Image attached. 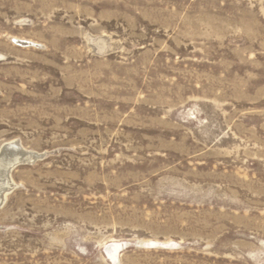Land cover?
<instances>
[{
  "label": "rangeland",
  "instance_id": "374dc122",
  "mask_svg": "<svg viewBox=\"0 0 264 264\" xmlns=\"http://www.w3.org/2000/svg\"><path fill=\"white\" fill-rule=\"evenodd\" d=\"M14 150L0 264H264V0H0Z\"/></svg>",
  "mask_w": 264,
  "mask_h": 264
},
{
  "label": "bare ground",
  "instance_id": "6f19581e",
  "mask_svg": "<svg viewBox=\"0 0 264 264\" xmlns=\"http://www.w3.org/2000/svg\"><path fill=\"white\" fill-rule=\"evenodd\" d=\"M11 142L13 141H10V144ZM19 142V141H18ZM9 143V142H7ZM16 143V142H15ZM6 144V143H5ZM5 146V145H4ZM15 148V147H14ZM12 149V148H11ZM24 149V148H23ZM5 150V149H4ZM2 151V150H1ZM26 151V150H25ZM3 152V151H2ZM1 152V153H2ZM14 154L10 155L7 159V161H5L4 163H1L0 164V204L3 202V199H5V195H6V191L7 189L13 184L12 180L9 179L10 178V169L14 166V163L18 160H27L29 158H33L34 157V154L33 155H30V154H26L24 153L23 151H16L14 150ZM28 152V151H27ZM31 152V151H30ZM34 152V151H33ZM6 153V151L4 152ZM4 153H3V156H4ZM10 153V152H9ZM13 153V152H11ZM10 153V154H11ZM40 154V153H39ZM1 155V154H0ZM6 156V154H5ZM37 157V156H36ZM7 158V156H6ZM30 160V159H29ZM35 160V158H34ZM1 161V160H0ZM32 161V160H30ZM23 162V161H22ZM12 181V182H11ZM13 186V185H12ZM9 190V189H8Z\"/></svg>",
  "mask_w": 264,
  "mask_h": 264
}]
</instances>
